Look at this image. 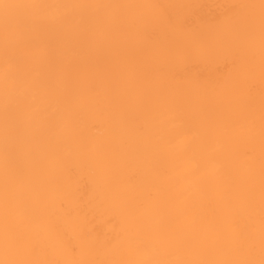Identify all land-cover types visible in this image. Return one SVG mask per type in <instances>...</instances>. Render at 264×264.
Instances as JSON below:
<instances>
[{"label":"bare ground","instance_id":"obj_1","mask_svg":"<svg viewBox=\"0 0 264 264\" xmlns=\"http://www.w3.org/2000/svg\"><path fill=\"white\" fill-rule=\"evenodd\" d=\"M0 264H264V0H0Z\"/></svg>","mask_w":264,"mask_h":264}]
</instances>
